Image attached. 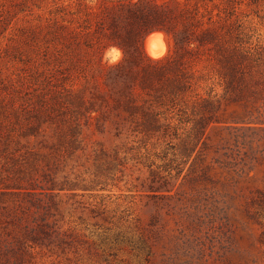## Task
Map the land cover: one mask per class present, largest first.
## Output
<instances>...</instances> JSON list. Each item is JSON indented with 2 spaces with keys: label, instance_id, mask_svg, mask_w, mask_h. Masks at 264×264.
<instances>
[{
  "label": "rangeland",
  "instance_id": "1",
  "mask_svg": "<svg viewBox=\"0 0 264 264\" xmlns=\"http://www.w3.org/2000/svg\"><path fill=\"white\" fill-rule=\"evenodd\" d=\"M180 1L216 42L120 90L116 66L70 55L69 0H0V131L57 183L23 195L49 234L22 264H264V0ZM50 115L77 140L48 163L30 152L55 150Z\"/></svg>",
  "mask_w": 264,
  "mask_h": 264
},
{
  "label": "trees",
  "instance_id": "2",
  "mask_svg": "<svg viewBox=\"0 0 264 264\" xmlns=\"http://www.w3.org/2000/svg\"><path fill=\"white\" fill-rule=\"evenodd\" d=\"M69 1V6L76 7L70 10V16L62 26L70 55L75 58L83 51L101 58L108 46L115 44L122 47L125 56L116 65L118 70L111 69L106 73V82L114 86L121 85L120 90L136 84L137 77L143 82L153 75H166V70L172 69L176 76L183 75L185 63L190 59L188 55H195L192 45L195 43L198 47H205L216 42L212 18L205 21L204 15H199V6L190 7L188 2L181 7L180 0H173L174 6L168 1L158 0H103L102 3L99 0ZM179 22L183 25L180 31L176 29ZM154 29L164 30L174 38V57L169 54L158 62L146 57L143 37ZM171 58L177 61L174 65L170 63ZM135 71L140 76H136ZM50 118L56 123L54 130L57 142L51 145L55 150L45 153L29 151L30 156L34 154L37 158L43 154L44 158H48V163L54 158H62L72 150L77 140L73 131L77 128L76 123L64 127L70 119L60 116L53 120L51 115ZM147 121L155 123L149 118ZM57 145L59 147L56 150ZM20 149V142L13 140L10 132L0 131V264H22L27 246L44 244L47 236L43 235L49 234L48 230L45 232V220L40 222L36 218L34 223L27 220L31 208L23 195H34L38 193V188L42 190L40 194L50 193L57 183L47 172L43 174L44 180L35 176L40 169L39 163L35 164V168H29L28 162L15 159ZM42 181L51 184L39 185ZM41 208L38 207L37 213Z\"/></svg>",
  "mask_w": 264,
  "mask_h": 264
},
{
  "label": "clouds",
  "instance_id": "3",
  "mask_svg": "<svg viewBox=\"0 0 264 264\" xmlns=\"http://www.w3.org/2000/svg\"><path fill=\"white\" fill-rule=\"evenodd\" d=\"M171 37L161 29L147 32L143 37V52L153 62L163 60L168 54ZM125 56V51L118 45L108 46L103 53L102 62L109 67L120 64Z\"/></svg>",
  "mask_w": 264,
  "mask_h": 264
}]
</instances>
